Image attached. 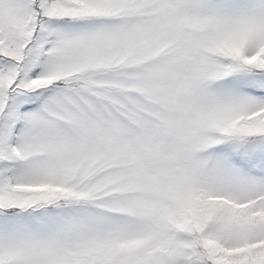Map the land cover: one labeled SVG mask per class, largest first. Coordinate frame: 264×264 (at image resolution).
<instances>
[{
    "label": "snow or ice",
    "instance_id": "6c2138e0",
    "mask_svg": "<svg viewBox=\"0 0 264 264\" xmlns=\"http://www.w3.org/2000/svg\"><path fill=\"white\" fill-rule=\"evenodd\" d=\"M0 264H264V0H0Z\"/></svg>",
    "mask_w": 264,
    "mask_h": 264
}]
</instances>
